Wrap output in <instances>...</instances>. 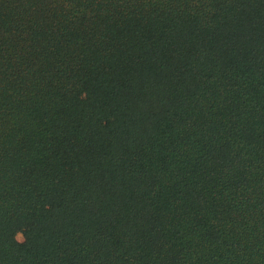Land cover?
Masks as SVG:
<instances>
[{"label": "trees", "instance_id": "obj_1", "mask_svg": "<svg viewBox=\"0 0 264 264\" xmlns=\"http://www.w3.org/2000/svg\"><path fill=\"white\" fill-rule=\"evenodd\" d=\"M0 264H264V0H0Z\"/></svg>", "mask_w": 264, "mask_h": 264}, {"label": "rangeland", "instance_id": "obj_2", "mask_svg": "<svg viewBox=\"0 0 264 264\" xmlns=\"http://www.w3.org/2000/svg\"><path fill=\"white\" fill-rule=\"evenodd\" d=\"M16 239L18 242H23V235L21 233H18V235L16 236Z\"/></svg>", "mask_w": 264, "mask_h": 264}]
</instances>
